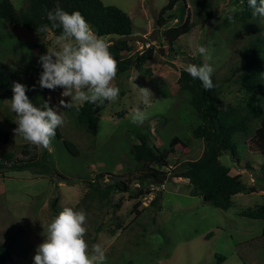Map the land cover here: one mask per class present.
I'll return each instance as SVG.
<instances>
[{"label":"rangeland","instance_id":"1","mask_svg":"<svg viewBox=\"0 0 264 264\" xmlns=\"http://www.w3.org/2000/svg\"><path fill=\"white\" fill-rule=\"evenodd\" d=\"M10 1L16 10L24 5V0ZM100 1L121 9L130 17L132 37L126 39L130 46L128 55L153 48V58L144 65L150 75L131 69L126 75L116 76L112 83L120 88L119 98L101 111L95 136L85 131L76 137L73 115L61 109L66 122L56 129L48 158L50 167L70 178L69 183L29 171L0 174V242L20 237L31 245L17 241L13 261L6 264H34L36 249L47 234L46 225L64 207L78 211L76 204L87 191V185L79 181L102 172L140 173L130 156L131 146L139 144L138 134L148 136L151 146L166 152V167L151 166L165 178L144 184L143 192L148 194L141 199L136 212L132 210L135 201L129 200L127 195L116 194L111 202L120 199V208L114 213L105 207L98 212L97 219L91 214L87 216V243L89 246L101 244L106 251L105 264H217L216 255L225 258L221 264H264L263 222L239 216L242 210L264 204V182L260 180L264 179L260 170L264 161L249 151L247 142L241 143L244 145L238 152L240 162L236 163L228 154L220 158L230 168L231 175L241 176L250 191L235 195L233 206L227 211L213 208L200 197H191L187 180L172 175L176 164L198 159L203 148L201 141L191 138L196 117L187 96L177 90L179 71L188 63H209L214 69L213 75L224 78L226 67L235 62L236 49L244 44L245 37H233L229 42L224 39L230 38L229 33L218 32L216 28L227 17L229 9H238V5L231 0H212V19L203 17L188 34L180 37L174 46L177 54L169 51L162 34L168 28L181 27L186 17L192 21L198 17L189 1L185 5L186 13L181 16L177 10L176 19H168L159 26L156 25L157 12L167 0ZM56 37L50 30L43 37H37L0 22V70L5 76H11L12 85L13 82L25 84L40 104L47 101L52 107L59 106L61 99L71 101L70 97H62V88L49 90L38 84L42 72L39 56L45 54L47 48L57 47ZM201 45L208 48L210 59L196 52ZM34 62L39 69L32 71ZM136 86L151 90L153 98L149 107L140 101ZM240 96L238 88L229 83L220 97V107L226 109L235 105ZM4 104L7 107L4 113L12 116L11 145L28 143L13 132L17 125L15 114L9 111L11 101ZM137 106L151 114L142 125H135L130 119L131 110ZM1 116L0 123L5 121ZM177 139L186 147L180 146ZM85 145L92 150L88 151ZM103 181L111 183L112 179ZM155 195L159 196L156 210L147 207ZM52 199L57 201L56 211L50 206ZM100 222L103 224L98 232H93V227ZM209 234L212 236L208 237Z\"/></svg>","mask_w":264,"mask_h":264},{"label":"trees","instance_id":"2","mask_svg":"<svg viewBox=\"0 0 264 264\" xmlns=\"http://www.w3.org/2000/svg\"><path fill=\"white\" fill-rule=\"evenodd\" d=\"M193 6L199 14L193 21L186 17L181 27L168 28L163 34V41L169 47V51L179 53L174 47L175 42L185 34H188L194 25L203 17L212 19V0H167V4L157 12L156 25H163L166 20H174L176 11L182 16L186 13V2ZM238 5V10L232 13V20L228 19L230 13L218 26V32L227 31L230 38H224L231 42L233 37H245L244 44L236 49V57L228 67L223 79L212 75L215 87L206 91L202 82L194 80L184 69L179 71L177 78V90L187 96L188 104L196 117V124L191 128V138L201 141L203 148L201 155L196 160H186L174 166L172 175L175 178L187 180L189 195L200 197L213 208L227 211L233 206L232 198L240 193H249L248 186L242 181L240 175H231L230 168L220 161V158L228 154L236 163L240 162L238 152L241 143H248V149L264 161V17L253 16L252 9L248 7L247 0H231ZM178 4H181L177 7ZM57 5L65 11H79L92 26L93 30L110 42L109 51L117 61V77L126 75L131 69H135L142 75H150L144 65L153 58V48L149 47L142 53L128 55L130 46L126 39L132 37L131 19L127 13L115 6L104 5L100 0H24L22 8L16 10L10 0H0V22L12 29H23L37 37H43L46 32L39 31L42 25H48V30L56 36L62 29L52 28L46 18V13ZM202 16V18L200 17ZM192 18V17H191ZM33 70L39 69L38 63H33ZM4 72V70H3ZM2 71L0 70V74ZM11 76H0V116L5 121L0 123V174L9 172L29 171L39 176L59 178L70 182L58 173L54 167H50L48 149L38 148L29 143L12 146L10 122L11 114L7 110L5 101H11L13 96ZM229 83L234 84L241 93L238 102L226 109L220 107V97L224 88ZM34 105L40 106L37 97L26 93ZM109 104L103 105L84 103L68 110L73 115L76 137L87 131L92 136L97 134V127L101 111ZM9 111L12 114L11 108ZM2 113V114H1ZM1 116V117H3ZM13 125V124H12ZM136 138L139 144L131 146L130 156L139 166L140 173L135 172L125 175H114L102 172L87 178L83 182L87 185V191L76 204V209L85 210L97 219L105 207H109L111 213L120 208V199L111 202L113 195H127L129 200L135 201L133 211L141 204V199L147 196L143 192L145 183L162 180L165 175L151 168L167 166V154L159 148L148 143V136L138 134ZM177 143L186 147L177 139ZM11 146V147H9ZM87 146V145H85ZM88 151H91L89 146ZM264 174V164L260 166ZM136 171H139L136 169ZM112 179L105 182L104 179ZM264 182V179H260ZM136 184V186H135ZM50 206L56 211L57 201L52 199ZM147 207L159 209V196L155 195ZM107 209V211H109ZM105 211V213H107ZM97 212V213H95ZM239 216L261 221L264 225V204L242 210ZM100 222L93 227V232H98ZM264 233V228H263ZM264 235V234H263ZM209 234L208 237H211ZM88 237H91L89 234ZM88 242L89 239L85 237ZM17 241H23L29 247L27 239L20 237L6 242H0V264L13 261V252ZM217 264H221L225 258L216 255ZM131 264V263H129Z\"/></svg>","mask_w":264,"mask_h":264},{"label":"clouds","instance_id":"3","mask_svg":"<svg viewBox=\"0 0 264 264\" xmlns=\"http://www.w3.org/2000/svg\"><path fill=\"white\" fill-rule=\"evenodd\" d=\"M247 3L253 16L264 17V0H247ZM237 10L236 7L229 9V20ZM46 18L52 28L62 31L56 37L57 47L47 48L46 53L39 56L42 72L38 84L49 90L62 88V97H70L71 101L61 99L57 107L50 106L47 101L40 106L34 105L26 94L27 86L20 82H13L11 98V110L15 113L17 125L13 129L15 136L42 149L51 147L56 129L66 122L62 108L76 107L79 110V106L86 102L97 106L105 101L113 103L120 93V88L112 83L118 65L109 51L110 44L93 30L81 12L69 13L57 5L47 11ZM39 31L47 32L48 25H42ZM196 52L210 59L207 47L197 46ZM184 71L194 80L201 81L206 91L215 87L212 80L214 69L209 63H188ZM137 88L140 101L149 107L153 98L151 90ZM150 115L137 106L131 110L130 119L133 124L142 125ZM86 224L85 211L64 207L46 225L47 234L43 235L44 240L36 249L34 264H105L107 256L101 244L89 246L85 240ZM42 227L44 232L45 225Z\"/></svg>","mask_w":264,"mask_h":264},{"label":"bare ground","instance_id":"4","mask_svg":"<svg viewBox=\"0 0 264 264\" xmlns=\"http://www.w3.org/2000/svg\"><path fill=\"white\" fill-rule=\"evenodd\" d=\"M35 200V199H34Z\"/></svg>","mask_w":264,"mask_h":264}]
</instances>
